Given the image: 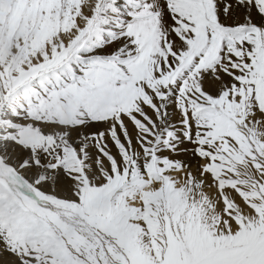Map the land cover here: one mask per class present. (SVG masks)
I'll return each instance as SVG.
<instances>
[{"label": "snow or ice", "instance_id": "obj_1", "mask_svg": "<svg viewBox=\"0 0 264 264\" xmlns=\"http://www.w3.org/2000/svg\"><path fill=\"white\" fill-rule=\"evenodd\" d=\"M0 264H264V0H0Z\"/></svg>", "mask_w": 264, "mask_h": 264}]
</instances>
